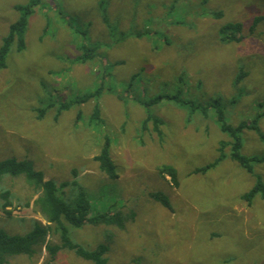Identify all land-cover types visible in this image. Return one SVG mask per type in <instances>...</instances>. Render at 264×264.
Instances as JSON below:
<instances>
[{
  "label": "rangeland",
  "instance_id": "rangeland-1",
  "mask_svg": "<svg viewBox=\"0 0 264 264\" xmlns=\"http://www.w3.org/2000/svg\"><path fill=\"white\" fill-rule=\"evenodd\" d=\"M29 2L0 0V47L21 16L15 7ZM203 2L40 0L28 20L25 49L18 52L15 42L0 72V161L29 160L58 185L72 181L76 170L94 213H135L123 230L68 227L72 240L89 250L113 235L109 264H264V199L251 205L241 199L259 179L264 182V163H253L250 174L227 147L216 167L190 174L213 163L222 143L232 140L220 129L216 105L233 126L251 123L264 110V0ZM238 22L243 40L223 41L222 28ZM82 44L96 48L86 63L76 61ZM241 70L247 76L238 84ZM102 84L99 99L72 105L55 120L61 103ZM160 95L208 105V116L164 99L148 108L142 104ZM96 102L103 123L92 125ZM40 109L45 112L38 119ZM147 116L162 121L161 136L152 121L143 129ZM259 126L264 133V118ZM241 137L243 155L264 157L254 130ZM106 138L117 167L114 181L94 160ZM165 165L178 170L179 187L160 174ZM3 191L11 192L12 205L8 214L0 199V230L23 235L34 221L47 223L34 206L38 194L23 177L3 176ZM158 191L169 197L172 211L150 197ZM65 193L73 196L75 188ZM49 242L59 244V235ZM7 264L93 263L69 250L50 261L42 248Z\"/></svg>",
  "mask_w": 264,
  "mask_h": 264
},
{
  "label": "trees",
  "instance_id": "trees-1",
  "mask_svg": "<svg viewBox=\"0 0 264 264\" xmlns=\"http://www.w3.org/2000/svg\"><path fill=\"white\" fill-rule=\"evenodd\" d=\"M207 2L208 0H204L203 4ZM39 3L40 0H30L25 6L19 5L15 7V9L21 13V16L10 25L8 34L2 41L0 47V72L6 67L8 55L15 42H17L18 52L25 49L26 44L24 35L28 20L29 17L35 13ZM220 16H222V13L214 14V17ZM261 20L262 17L256 18L251 30H253L256 24ZM241 30L242 24L239 22L225 25L221 30L222 40L225 42L240 43L243 40V36L240 34ZM78 51L80 54L76 58V61L79 63H86L94 57L96 48L82 44L78 46ZM246 76L247 74L245 71L241 70L237 76V83L239 84ZM104 88L102 84V86L98 87L96 90L86 93L84 96L79 97L71 103H61L57 108L55 120L58 119L63 111L69 110L72 105H82L88 101L99 99ZM108 91H110L109 88ZM163 99L172 101L178 106L187 105L191 115L201 111L205 117L208 116V105L203 106L200 103L186 101L179 95H160L151 101L142 102V104L148 108L151 107L152 104L160 103ZM54 105L55 104H52L48 108ZM215 108L220 129L224 133L229 134L232 140L222 143L220 156L213 163L204 167H198L190 174L206 173L210 169L216 167L226 158L225 149L227 147L231 148V159L250 174H254L253 163H264V157H247L243 155L241 153V134L246 129L254 130L260 140L264 142V133L259 126V120L264 118V110L259 113L251 123L241 122L239 125L233 126L226 122L224 109L221 108L220 105H216ZM39 112L40 115L38 119H41L44 117L45 109H40ZM81 116L82 112L80 111L78 113V118ZM150 121L154 123L155 131L161 136L162 131L160 125H162V121L157 118L147 116L142 125L143 129L146 130L147 123ZM101 123H103L102 111L99 102H96L93 113L89 118V124L98 125ZM94 160L99 164L100 170L106 174L110 180L114 181L118 178L117 167L111 155V141L108 138L105 139L103 148L100 153L94 157ZM159 172L164 177L169 176L175 187H179L178 170L175 167L165 165L160 168ZM72 173L75 177L72 181L63 182L58 185L52 180H46L44 175L36 170L33 163L29 160L7 159L0 161V180L5 175L23 177L26 184L38 194L34 206L47 222L43 224L40 221H34L31 231L23 235L12 234L8 231L0 230V264H7L10 259L19 256L33 257L38 250L42 248H46L48 251L50 261H53L60 251L69 250L74 252L76 256L90 261L93 264H109L107 254L113 242L114 236L112 234V236L107 237V242L105 244H101L89 250L72 240L68 227L81 228L87 224H91L93 226L117 227L123 230L126 224L134 221L135 213L133 211L125 212L122 209L94 213L92 202L88 194L76 179L78 172L74 170ZM70 186L75 188V194H73V196H67L65 193V189ZM150 197L168 210H173L170 199L165 193L161 191L152 192L150 193ZM257 197L264 199V182L260 179L247 193L241 196V199L246 201L248 205H251L253 200ZM10 198V191L0 192V199L3 200L1 208L8 214L9 211H7V207L12 205ZM55 233L59 235V244H52L49 242L50 236ZM215 235L217 236V232L212 236Z\"/></svg>",
  "mask_w": 264,
  "mask_h": 264
}]
</instances>
